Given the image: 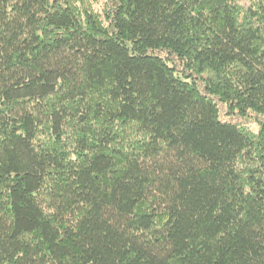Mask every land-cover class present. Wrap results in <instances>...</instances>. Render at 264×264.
Segmentation results:
<instances>
[{"label":"trees","instance_id":"trees-1","mask_svg":"<svg viewBox=\"0 0 264 264\" xmlns=\"http://www.w3.org/2000/svg\"><path fill=\"white\" fill-rule=\"evenodd\" d=\"M103 1L0 0V264H264V0Z\"/></svg>","mask_w":264,"mask_h":264},{"label":"rangeland","instance_id":"rangeland-1","mask_svg":"<svg viewBox=\"0 0 264 264\" xmlns=\"http://www.w3.org/2000/svg\"><path fill=\"white\" fill-rule=\"evenodd\" d=\"M92 8L96 12H101L104 7V1L103 0H90ZM247 127H249L251 130L256 131L257 130V125L254 124L253 120H241Z\"/></svg>","mask_w":264,"mask_h":264}]
</instances>
